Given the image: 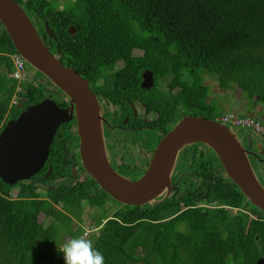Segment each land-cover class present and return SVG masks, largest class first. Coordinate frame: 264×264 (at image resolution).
Instances as JSON below:
<instances>
[{
	"label": "trees",
	"instance_id": "obj_1",
	"mask_svg": "<svg viewBox=\"0 0 264 264\" xmlns=\"http://www.w3.org/2000/svg\"><path fill=\"white\" fill-rule=\"evenodd\" d=\"M16 1L36 28L41 25V33L37 30L51 52L80 75L111 67L138 45L147 49V60L157 71L190 73V107L205 118L215 119L205 74L222 89L232 84L264 103V0H70L63 8L51 0ZM11 52L16 49L0 22V127L8 115H19L17 103H11L16 89L9 75ZM45 87L22 82L18 101L31 105L52 97ZM204 171V202L215 208L197 206L193 195L185 209L172 199L122 204L92 177V186L47 190L48 198H41L32 182L0 180V264H64L51 258L60 227L45 225L38 216L52 218L72 238L81 236L80 227H69V213L81 220L85 203L101 210L94 221L98 233L90 239L105 264H264V213L227 175L216 180ZM106 198L120 204L110 215ZM227 206L242 210L231 215Z\"/></svg>",
	"mask_w": 264,
	"mask_h": 264
},
{
	"label": "water",
	"instance_id": "obj_2",
	"mask_svg": "<svg viewBox=\"0 0 264 264\" xmlns=\"http://www.w3.org/2000/svg\"><path fill=\"white\" fill-rule=\"evenodd\" d=\"M0 22L27 65L42 74L70 101L67 108L52 98L28 105L16 118L0 127V180L8 185L30 179L44 165L58 126L75 112L79 153L86 172L115 201L126 205L157 203L171 197V179L179 150L206 143L220 160L225 174L250 203L264 213V185L259 180L237 132L203 116L185 115L159 139L146 170L131 179L110 164L100 110L88 81L62 63L45 45L42 36L16 0H0ZM50 37L53 32L45 23ZM70 34L75 28L69 26ZM145 86V84H144Z\"/></svg>",
	"mask_w": 264,
	"mask_h": 264
},
{
	"label": "flooded vegetation",
	"instance_id": "obj_3",
	"mask_svg": "<svg viewBox=\"0 0 264 264\" xmlns=\"http://www.w3.org/2000/svg\"><path fill=\"white\" fill-rule=\"evenodd\" d=\"M146 50L135 45L122 59L114 61L111 67L81 75L88 81V87L98 102L109 162L116 171L131 179L138 178L146 170L159 139L183 116L205 114L190 107V73L187 70L157 71L147 60L149 54ZM40 77L48 82L44 76ZM202 79L205 83L206 76L203 75ZM37 83L42 82L39 80ZM45 88L50 93L54 90V100L58 106L69 107V98L61 90ZM25 102L18 101L17 97L19 114L28 106ZM6 118L7 121L12 117L8 115ZM61 124L54 134L44 165L34 176L24 180L33 183L41 198H48L47 190L63 191L65 187L84 183L92 186L91 176L81 163L75 112L69 121ZM239 134L240 142L263 182L264 134L251 129H246L243 135ZM205 169L211 179L213 176L219 180L224 176L219 158L206 143L197 142L182 147L172 175L171 197L168 199L178 201L180 208L185 209L190 206L186 204L189 201L187 198L193 195L196 196L197 206L217 207L214 203L204 202L207 188ZM92 188L95 189L94 185ZM59 204L61 208L62 203L56 205ZM227 209L231 215L242 210L228 206Z\"/></svg>",
	"mask_w": 264,
	"mask_h": 264
},
{
	"label": "rangeland",
	"instance_id": "obj_4",
	"mask_svg": "<svg viewBox=\"0 0 264 264\" xmlns=\"http://www.w3.org/2000/svg\"><path fill=\"white\" fill-rule=\"evenodd\" d=\"M51 1L53 5H57L59 8L68 7V5L70 4L69 3L70 0H56L54 2L53 0ZM36 26L39 32L42 31L41 25H36ZM28 69H29V74H30L27 79L28 81L34 80L36 84L40 80L42 83L46 84V86L50 90L56 89L52 84L46 82L43 77H40L41 74L35 69H33L30 65H28ZM205 76H206L205 83H207L210 87L209 94H208V100H210V103L213 104L215 118H217L219 115L223 113L231 112V113H235L239 115H247L248 113H250V115L253 116L254 118H258L259 120H264V118L262 117L264 115V103L257 102L256 101L257 96H254L255 94L253 96H250L248 92L232 84H229L227 86V89H222L217 86V81L215 78L209 77L206 74ZM53 92L54 90H52V93H51L53 97L52 99H55L56 95L53 94ZM228 126L230 125L228 124ZM233 129L237 133L240 132L239 135H243L242 133L246 130L243 128L242 129L233 128ZM258 178L262 182L259 176ZM15 191L16 189L11 190V196L13 197L15 196ZM60 206H61L60 204L56 205V207L59 209H60ZM105 207L107 208L109 215H110L116 208L120 207V204L109 199L106 201ZM99 211L101 210L96 209L92 206H89L87 203H85L83 205V210L81 213V220L75 217L73 213H69L71 215L69 227L72 230L80 227V229L82 230L81 236H85L88 239L94 238L96 234L98 233V227L94 224V221H95L96 215L100 213ZM233 211L235 210H231V212ZM38 220L40 222L43 221V224L45 225H48L50 223H56L57 226L60 227L59 237L57 238L56 242L50 247L55 251V252H52L51 258L54 260L55 263H57L58 261L64 262L63 254L59 251V249L67 240L72 238L70 233L68 232L66 228L63 229L61 224H58V222L53 221L52 218H45L43 214H40L38 216ZM85 229H88V231H91V230L93 231L88 232L86 235H84Z\"/></svg>",
	"mask_w": 264,
	"mask_h": 264
},
{
	"label": "built area",
	"instance_id": "obj_5",
	"mask_svg": "<svg viewBox=\"0 0 264 264\" xmlns=\"http://www.w3.org/2000/svg\"><path fill=\"white\" fill-rule=\"evenodd\" d=\"M9 57L11 62V70L9 75L16 82L15 93L11 99V103L14 104L17 102V92L21 90V83L27 81L30 74L25 59L17 51L9 53ZM215 120L226 125L229 124V127L231 128L233 127L238 129H251L254 132L264 134V126L261 124V122L249 115H239L231 112H226L219 115ZM92 231L93 230L88 231V229H85L84 235Z\"/></svg>",
	"mask_w": 264,
	"mask_h": 264
},
{
	"label": "clouds",
	"instance_id": "obj_6",
	"mask_svg": "<svg viewBox=\"0 0 264 264\" xmlns=\"http://www.w3.org/2000/svg\"><path fill=\"white\" fill-rule=\"evenodd\" d=\"M59 251L63 254L64 264H105L103 254L85 236L67 240Z\"/></svg>",
	"mask_w": 264,
	"mask_h": 264
},
{
	"label": "crops",
	"instance_id": "obj_7",
	"mask_svg": "<svg viewBox=\"0 0 264 264\" xmlns=\"http://www.w3.org/2000/svg\"><path fill=\"white\" fill-rule=\"evenodd\" d=\"M247 115H250V113H248Z\"/></svg>",
	"mask_w": 264,
	"mask_h": 264
}]
</instances>
